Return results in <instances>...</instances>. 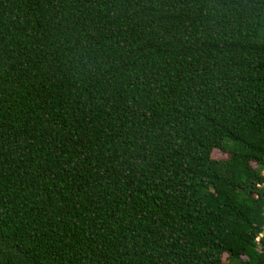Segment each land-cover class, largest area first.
<instances>
[{
  "label": "trees",
  "instance_id": "trees-1",
  "mask_svg": "<svg viewBox=\"0 0 264 264\" xmlns=\"http://www.w3.org/2000/svg\"><path fill=\"white\" fill-rule=\"evenodd\" d=\"M263 209L264 0H0V264H264Z\"/></svg>",
  "mask_w": 264,
  "mask_h": 264
},
{
  "label": "rangeland",
  "instance_id": "rangeland-1",
  "mask_svg": "<svg viewBox=\"0 0 264 264\" xmlns=\"http://www.w3.org/2000/svg\"><path fill=\"white\" fill-rule=\"evenodd\" d=\"M228 156H229L228 153H225L221 150H216L213 155L214 159H226L228 158Z\"/></svg>",
  "mask_w": 264,
  "mask_h": 264
},
{
  "label": "water",
  "instance_id": "water-1",
  "mask_svg": "<svg viewBox=\"0 0 264 264\" xmlns=\"http://www.w3.org/2000/svg\"><path fill=\"white\" fill-rule=\"evenodd\" d=\"M263 217H264V209H263ZM263 236H264V232H263Z\"/></svg>",
  "mask_w": 264,
  "mask_h": 264
},
{
  "label": "flooded vegetation",
  "instance_id": "flooded-vegetation-1",
  "mask_svg": "<svg viewBox=\"0 0 264 264\" xmlns=\"http://www.w3.org/2000/svg\"><path fill=\"white\" fill-rule=\"evenodd\" d=\"M261 238H264L263 233H262V235H261Z\"/></svg>",
  "mask_w": 264,
  "mask_h": 264
}]
</instances>
